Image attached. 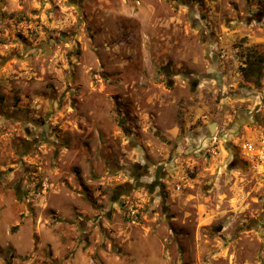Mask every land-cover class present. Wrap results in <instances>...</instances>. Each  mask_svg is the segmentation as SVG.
Here are the masks:
<instances>
[{
	"label": "rangeland",
	"instance_id": "obj_1",
	"mask_svg": "<svg viewBox=\"0 0 264 264\" xmlns=\"http://www.w3.org/2000/svg\"><path fill=\"white\" fill-rule=\"evenodd\" d=\"M52 1L0 0V264H264V175L228 168L253 106L264 136V0Z\"/></svg>",
	"mask_w": 264,
	"mask_h": 264
},
{
	"label": "flooded vegetation",
	"instance_id": "obj_2",
	"mask_svg": "<svg viewBox=\"0 0 264 264\" xmlns=\"http://www.w3.org/2000/svg\"><path fill=\"white\" fill-rule=\"evenodd\" d=\"M68 8L72 9L75 13H79V11L82 10V6L84 5V0H64ZM40 3H43V0H40ZM48 3L50 6H53V8H50L49 11H44L43 14L48 16L50 15L51 12L57 11V5H54V2L52 0H48ZM41 10V9H40ZM39 13V12H38ZM254 18L256 20H261L264 18V12H259L254 14ZM170 76V74L168 75ZM190 77L188 78L189 83L191 86H196L198 85L199 80H197L194 76L191 74L189 75ZM2 113V112H1ZM19 115V123L21 127L22 133L25 135V140L20 143V148L22 149V152L26 155L37 145L40 144H46V139L48 137H52V133L49 131L48 127L45 124H41L36 119L29 118L26 112L24 111H19L17 112ZM4 116V115H3ZM5 117V116H4ZM6 118V117H5ZM39 118V117H38ZM44 123V122H43ZM54 135V134H53ZM56 137V135L54 136ZM57 138V137H56ZM226 147H230L229 144H225ZM237 151L236 149L232 150L233 155H237L235 153ZM231 152V154H232ZM127 170L131 171V178L133 179V185H135L137 188L142 187V184L140 182V179L144 177V174L146 172H149V168H147V164H134L131 168H127ZM132 174L135 177H132ZM154 186V184H152ZM151 186V187H153ZM123 193H129L132 189L130 186H125V188H121ZM121 192V191H120Z\"/></svg>",
	"mask_w": 264,
	"mask_h": 264
},
{
	"label": "crops",
	"instance_id": "obj_3",
	"mask_svg": "<svg viewBox=\"0 0 264 264\" xmlns=\"http://www.w3.org/2000/svg\"><path fill=\"white\" fill-rule=\"evenodd\" d=\"M18 8H20L19 6H18V4L17 3H14L13 2V0H7V5H3V7H2V17L3 18H5V13H4V11L6 12H8V13H12V15H13V13H14V15L16 14V15H18V17L21 15V14H18V13H15V12H17L18 11ZM46 11H48V10H46ZM6 12V13H7ZM39 13L37 12V15H38ZM44 15V14H43ZM8 16H11V14H8ZM22 16H23V14H22ZM45 17H46V15H44ZM35 18V19H34ZM28 19H30L31 21H35L37 24H38V20L36 21V17H34V16H30V18H28ZM40 19H43V18H40ZM25 32V31H24ZM57 42V41H56ZM40 48V47H39ZM34 51V50H33ZM32 50H27V49H25V56H32L33 54H35V52H33ZM209 78V77H208ZM255 110V111H254ZM259 110H260V108L258 109V108H256V107H254L253 106V108L252 109H249V111L247 112V113H245L244 114V116L242 117L243 118V120H239V121H236V124H235V127H236V131H238V133L240 134L239 136L240 137H235L234 138V140L235 141H232V143H233V145L234 146H236L237 148H235V149H238L239 150V152H240V154L238 155H233V152H232V148L230 147V152H232V154L230 155V160L228 161L229 163H228V168H231V169H239V170H241L240 168H237V167H235L236 165L239 167V166H244L246 169H249L251 172H252V170L254 171L255 170V168H254V165L249 161V159L248 158H246V156L243 154V152L241 151V149H240V147L242 146V144L244 143V140H247V139H249V138H254V139H258V137H260V135H262V134H260L257 130L258 129H255V127L251 124L252 122H251V119L254 117V114H253V112H256V113H258L259 112ZM25 112V111H24ZM29 118H31L30 116H28ZM36 118H38V116H36ZM33 119V118H32ZM255 120V119H254ZM258 121H259V119H258ZM205 127L206 128H208V131H205ZM202 129V130H201ZM214 129V131H216V125L215 126H213L212 127V125L211 124H208V125H206V126H204V128L202 127V128H198V132L199 131H202V132H200V133H202V134H209V136L210 137H212L213 138V134L211 133V130H213ZM210 131V132H209ZM203 136V135H202ZM263 136V135H262ZM264 137V136H263ZM199 138H202L201 137V134L199 135V136H195V135H186V139H184V140H189V142H190V144L191 145H194V144H196V139H198L199 140ZM214 140H215V138H214ZM200 141V140H199ZM188 142V141H187ZM41 145V144H40ZM43 145V144H42ZM230 145V144H229ZM229 148V147H228ZM33 150V149H32ZM153 172V170L152 171H149L148 173H149V175L151 174ZM151 177V176H150ZM149 177V178H150ZM144 178V177H143ZM162 178V177H161ZM156 179V178H155ZM155 180L153 179V182H154ZM150 185V184H149ZM151 186H153V185H150L149 186V194H153V189H151ZM154 186H156V183H154ZM153 186V187H154ZM152 187V188H153ZM161 187V186H160ZM161 189H162V187H161ZM158 190V189H157ZM161 192H162V190H161ZM159 193H160V191H159ZM167 212V211H166ZM212 216V215H211Z\"/></svg>",
	"mask_w": 264,
	"mask_h": 264
},
{
	"label": "built area",
	"instance_id": "obj_4",
	"mask_svg": "<svg viewBox=\"0 0 264 264\" xmlns=\"http://www.w3.org/2000/svg\"><path fill=\"white\" fill-rule=\"evenodd\" d=\"M17 27L18 31H20L21 28H25V33H27L28 29L30 32L36 31L38 24L35 21H27V19L24 18L18 23ZM240 149L246 158H248L249 161L254 165L255 171L259 175H264V137L260 135L257 140L254 138L244 140V143ZM176 189L179 190V186H177ZM138 209L139 206L137 205H135L134 209L131 207L129 209L130 215L136 216Z\"/></svg>",
	"mask_w": 264,
	"mask_h": 264
},
{
	"label": "trees",
	"instance_id": "obj_5",
	"mask_svg": "<svg viewBox=\"0 0 264 264\" xmlns=\"http://www.w3.org/2000/svg\"><path fill=\"white\" fill-rule=\"evenodd\" d=\"M1 114L4 115V116L6 117V119H13V116H12V113H11V112L9 113V112H7V111H6V112L3 111ZM4 116H3V117H4ZM130 176H131V175H130ZM132 177H135V176L132 175ZM134 186H135V185H134ZM142 187H146V186H145V185H144V186L142 185ZM140 188H141V187H140Z\"/></svg>",
	"mask_w": 264,
	"mask_h": 264
},
{
	"label": "water",
	"instance_id": "obj_6",
	"mask_svg": "<svg viewBox=\"0 0 264 264\" xmlns=\"http://www.w3.org/2000/svg\"><path fill=\"white\" fill-rule=\"evenodd\" d=\"M212 126H214V124H211ZM211 132H213V130H211Z\"/></svg>",
	"mask_w": 264,
	"mask_h": 264
}]
</instances>
